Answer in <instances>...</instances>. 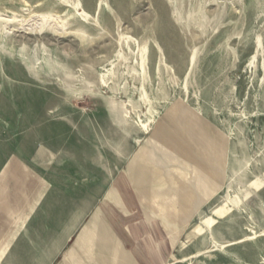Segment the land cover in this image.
<instances>
[{"label": "rangeland", "instance_id": "obj_1", "mask_svg": "<svg viewBox=\"0 0 264 264\" xmlns=\"http://www.w3.org/2000/svg\"><path fill=\"white\" fill-rule=\"evenodd\" d=\"M48 16L65 32L29 33ZM0 17V128L49 119L80 156L103 232L86 264L111 244L135 264H264V0H0Z\"/></svg>", "mask_w": 264, "mask_h": 264}, {"label": "crops", "instance_id": "obj_2", "mask_svg": "<svg viewBox=\"0 0 264 264\" xmlns=\"http://www.w3.org/2000/svg\"><path fill=\"white\" fill-rule=\"evenodd\" d=\"M39 124L11 135L0 128V264H86L89 237L103 235L102 218L86 215V170L54 147L49 119ZM71 168L78 183L66 185ZM110 246L98 264H135L134 253Z\"/></svg>", "mask_w": 264, "mask_h": 264}, {"label": "bare ground", "instance_id": "obj_3", "mask_svg": "<svg viewBox=\"0 0 264 264\" xmlns=\"http://www.w3.org/2000/svg\"><path fill=\"white\" fill-rule=\"evenodd\" d=\"M66 1V0H65ZM69 1V0H68ZM67 3V2H66ZM69 3H71V2H69ZM68 4V3H67ZM70 5V4H69ZM77 5V2L75 3V6ZM78 6V5H77ZM72 8H74V7H72ZM86 13V12H85ZM84 13V14H85ZM86 15V14H85ZM53 16V15H52ZM54 16H56V15H54ZM83 16V15H82ZM3 17V16H2ZM56 18V20H57V17H55ZM14 17L13 18H1L0 17V21H2V27H6L7 25H9L10 23H12L13 21H14ZM44 19H45V22L43 23V24H41L40 26H34V27H32V28H30L29 30H30V32L29 33H42V31L43 30H47V31H51V32H53V33H55V34H61L62 32H65V29H64V25H59L58 23V20L57 21H54L53 20V18H51V16L49 17H44ZM0 25H1V23H0ZM28 33V32H27ZM78 33H82V32H78ZM121 34V33H120ZM124 35V34H123ZM118 36H119V34H118ZM122 37V36H121ZM119 38H120V36H119ZM122 39V38H121ZM127 39V38H126ZM130 40V39H129ZM132 41V40H131ZM147 41V40H146ZM259 41V40H258ZM142 43V42H141ZM155 45V44H154ZM142 48H143V46H142ZM197 50V49H196ZM143 51V50H142ZM198 51V50H197ZM196 51V52H197ZM141 52V51H140ZM196 53L195 52H193V54H192V57H191V61L193 60V59H195L194 57L196 56L195 55ZM144 56V55H143ZM144 58V57H143ZM161 58V57H160ZM143 60V59H142ZM143 64H144V60L142 61V66H143ZM167 67V66H166ZM168 71H169V69H167ZM166 70V71H167ZM169 76H170V74H169ZM174 81V80H173ZM144 125V124H143ZM146 126V125H145Z\"/></svg>", "mask_w": 264, "mask_h": 264}]
</instances>
